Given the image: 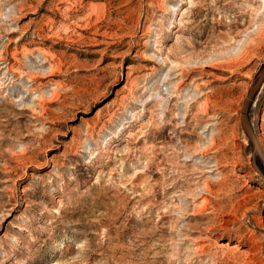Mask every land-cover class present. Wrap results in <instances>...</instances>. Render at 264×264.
Masks as SVG:
<instances>
[{
    "label": "rangeland",
    "instance_id": "374dc122",
    "mask_svg": "<svg viewBox=\"0 0 264 264\" xmlns=\"http://www.w3.org/2000/svg\"><path fill=\"white\" fill-rule=\"evenodd\" d=\"M263 64L264 0H0V264H264Z\"/></svg>",
    "mask_w": 264,
    "mask_h": 264
},
{
    "label": "water",
    "instance_id": "95a60500",
    "mask_svg": "<svg viewBox=\"0 0 264 264\" xmlns=\"http://www.w3.org/2000/svg\"><path fill=\"white\" fill-rule=\"evenodd\" d=\"M261 70L257 76L256 81L254 82V84H252L247 92V95L245 97L243 106L241 108V120H242V126L243 128L247 131V133H249L250 139L252 144L254 145V152H257L259 154V156L261 157V159L264 160V151L261 147V144H259V141L256 137V133L255 130L252 128L250 120H249V115L247 113V108L248 105L251 101V97L254 95V93L260 88V86L262 85V80L264 79V64L261 66Z\"/></svg>",
    "mask_w": 264,
    "mask_h": 264
},
{
    "label": "bare ground",
    "instance_id": "6f19581e",
    "mask_svg": "<svg viewBox=\"0 0 264 264\" xmlns=\"http://www.w3.org/2000/svg\"><path fill=\"white\" fill-rule=\"evenodd\" d=\"M264 81V79L262 80V82ZM261 82V83H262ZM263 84V83H262ZM262 86V85H261ZM261 86H260V88H261ZM259 88V89H260ZM259 89L254 93V95L259 91ZM253 95V96H254ZM253 96L251 97L252 99H251V101H250V103H249V105H248V108H247V113H248V109H249V106L251 105V103H252V100H253ZM248 115H249V113H248ZM241 116H242V114H241ZM241 124H242V120H241ZM251 126H252V128H253V125H252V123H251ZM254 129V128H253ZM246 131V130H245ZM246 133H247V131H246ZM256 133V132H255ZM248 134V136H249V133H247ZM256 137H257V135H256ZM249 139H250V136H249ZM258 139V141H259V138H257ZM251 140V139H250ZM259 144H260V141H259ZM253 145V144H252ZM254 146V145H253ZM255 153H257V152H255ZM258 154V153H257ZM263 160V159H262ZM263 162H264V160H263Z\"/></svg>",
    "mask_w": 264,
    "mask_h": 264
}]
</instances>
